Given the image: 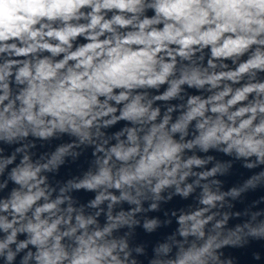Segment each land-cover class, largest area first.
<instances>
[{"label": "clouds", "instance_id": "obj_1", "mask_svg": "<svg viewBox=\"0 0 264 264\" xmlns=\"http://www.w3.org/2000/svg\"><path fill=\"white\" fill-rule=\"evenodd\" d=\"M0 264H264V0H0Z\"/></svg>", "mask_w": 264, "mask_h": 264}]
</instances>
